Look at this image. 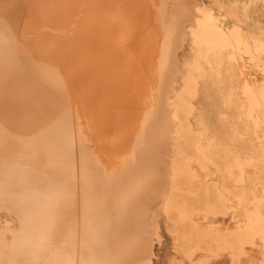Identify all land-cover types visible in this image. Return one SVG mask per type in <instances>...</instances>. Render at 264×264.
Listing matches in <instances>:
<instances>
[{
  "label": "rangeland",
  "instance_id": "obj_1",
  "mask_svg": "<svg viewBox=\"0 0 264 264\" xmlns=\"http://www.w3.org/2000/svg\"><path fill=\"white\" fill-rule=\"evenodd\" d=\"M218 1L230 0H0V175L35 172L42 157L56 197L53 208L20 197L31 206L23 222L0 204V264L183 263L163 211L172 128L156 129L155 153L151 96L163 70L165 117L191 58L195 8ZM177 21L164 67L160 41ZM200 101L217 122L214 104ZM250 251L241 263L264 264L260 248Z\"/></svg>",
  "mask_w": 264,
  "mask_h": 264
},
{
  "label": "bare ground",
  "instance_id": "obj_2",
  "mask_svg": "<svg viewBox=\"0 0 264 264\" xmlns=\"http://www.w3.org/2000/svg\"><path fill=\"white\" fill-rule=\"evenodd\" d=\"M217 4V8H195L188 27L191 58L180 86L173 87L167 97L165 117L160 114L163 70L151 96L155 108L149 119L150 137L156 129L172 128L169 190L163 211L182 264L222 257L231 264H244L241 258L250 257V250L256 248L264 262V0ZM180 30L177 21L161 38V50L162 42L167 44L160 55L164 67L169 45ZM201 97L214 104L217 122ZM191 114H195V125L189 120ZM162 137L161 133L152 138L155 153ZM33 161L35 172L13 170L0 175V204L12 209L19 222L31 209L24 208L20 197L32 196L35 208L56 204L53 194L46 195L54 183L44 173L42 157L34 156ZM200 218L224 224L203 226ZM41 219L34 221L38 224ZM3 229L0 225V235ZM198 253L204 256L202 262H194Z\"/></svg>",
  "mask_w": 264,
  "mask_h": 264
}]
</instances>
